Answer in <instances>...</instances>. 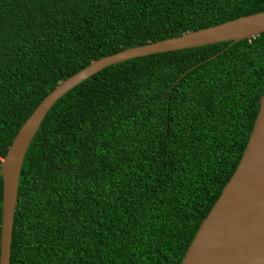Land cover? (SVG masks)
Here are the masks:
<instances>
[{"label":"trees","instance_id":"16d2710c","mask_svg":"<svg viewBox=\"0 0 264 264\" xmlns=\"http://www.w3.org/2000/svg\"><path fill=\"white\" fill-rule=\"evenodd\" d=\"M260 12L264 0H0V164L38 103L90 62ZM263 88L264 32L74 86L24 155L9 264H180Z\"/></svg>","mask_w":264,"mask_h":264},{"label":"water","instance_id":"95a60500","mask_svg":"<svg viewBox=\"0 0 264 264\" xmlns=\"http://www.w3.org/2000/svg\"><path fill=\"white\" fill-rule=\"evenodd\" d=\"M264 32V12L126 48L101 57L60 82L17 130L0 164V264H9L12 220L20 168L43 117L67 91L101 69L123 61L221 42L252 39ZM180 264H264V88L238 164L198 226Z\"/></svg>","mask_w":264,"mask_h":264}]
</instances>
